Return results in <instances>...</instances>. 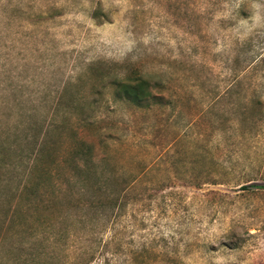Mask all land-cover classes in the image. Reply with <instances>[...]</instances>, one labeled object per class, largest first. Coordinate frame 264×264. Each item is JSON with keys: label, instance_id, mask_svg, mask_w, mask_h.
Listing matches in <instances>:
<instances>
[{"label": "rangeland", "instance_id": "rangeland-1", "mask_svg": "<svg viewBox=\"0 0 264 264\" xmlns=\"http://www.w3.org/2000/svg\"><path fill=\"white\" fill-rule=\"evenodd\" d=\"M243 1L0 0V225L44 200L20 221L81 251L264 264V0ZM134 71L156 86L139 105L110 84Z\"/></svg>", "mask_w": 264, "mask_h": 264}, {"label": "trees", "instance_id": "trees-1", "mask_svg": "<svg viewBox=\"0 0 264 264\" xmlns=\"http://www.w3.org/2000/svg\"><path fill=\"white\" fill-rule=\"evenodd\" d=\"M247 6V0L241 2L235 12L236 16L247 19ZM94 17L98 19L100 17L99 13L96 12ZM110 84L118 90L120 93L118 96H123L125 100L138 105L152 97L154 89H156L153 82L144 77L139 71H134L131 76L124 78L114 77ZM84 146H88L89 150L92 151V147L88 144ZM49 148V143H41L36 152L39 150L42 153L47 152ZM77 154L79 152H76ZM39 170L51 177V171L43 165H33L30 167L28 175L31 176ZM48 171L49 173H47ZM42 186V183L40 185L37 183L29 185L27 182L24 184L23 190L30 192V194H39V197L43 199L45 195L42 193ZM127 194L129 193H126V196ZM18 197L21 198V194ZM36 200H34V203ZM120 202L115 205L97 199L95 201L96 207L102 213L99 217L100 220L110 218V214L114 213L115 208L119 210L121 208ZM9 205L10 207L5 213V219L0 225V264H138L140 258L143 257L140 253H135L130 257L123 256L116 236L110 239L103 237L101 248L92 247L89 250L81 251L75 246L73 233L67 231L62 234L58 231V226L55 223L26 224V222L20 221L21 217L25 216L24 214H26V219H30L34 214H37V211L40 212L47 207L44 200L41 203L44 208L41 209L35 204L22 207L18 198ZM106 227L104 223L103 230ZM116 242L119 248H114Z\"/></svg>", "mask_w": 264, "mask_h": 264}]
</instances>
